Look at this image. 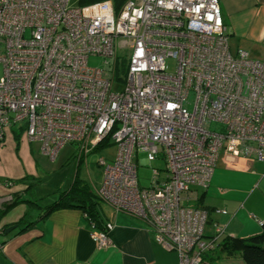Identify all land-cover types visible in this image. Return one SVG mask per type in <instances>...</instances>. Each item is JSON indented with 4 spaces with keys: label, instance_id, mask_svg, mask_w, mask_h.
Wrapping results in <instances>:
<instances>
[{
    "label": "built area",
    "instance_id": "built-area-1",
    "mask_svg": "<svg viewBox=\"0 0 264 264\" xmlns=\"http://www.w3.org/2000/svg\"><path fill=\"white\" fill-rule=\"evenodd\" d=\"M0 67V144L19 126L51 161L71 143L81 163L113 143L96 161L100 202L144 221L178 264L219 244L224 229L205 238L207 212L187 204L191 185L207 187L221 154L264 160V62L231 51L219 0H0ZM156 160L139 186L137 164ZM89 225L109 246L113 225Z\"/></svg>",
    "mask_w": 264,
    "mask_h": 264
},
{
    "label": "crops",
    "instance_id": "crops-1",
    "mask_svg": "<svg viewBox=\"0 0 264 264\" xmlns=\"http://www.w3.org/2000/svg\"><path fill=\"white\" fill-rule=\"evenodd\" d=\"M219 5L231 51L243 49L252 59L264 62V0H219ZM45 157L40 142L27 140L19 126L5 131L0 144V181L11 183L0 185V229L16 227L0 235V264H178L177 253L157 243L144 221L103 202L96 208L102 221L113 225L110 245L105 248L97 247L80 208L58 207L43 216L44 208L54 200L43 205L26 197L30 181L43 170ZM187 204L207 212L205 238L213 234L214 224L224 229L222 239L260 232L264 160L221 154L207 187L191 185ZM17 206L20 212L3 220ZM222 243L204 253L200 264H245L240 252L226 253Z\"/></svg>",
    "mask_w": 264,
    "mask_h": 264
},
{
    "label": "rangeland",
    "instance_id": "rangeland-1",
    "mask_svg": "<svg viewBox=\"0 0 264 264\" xmlns=\"http://www.w3.org/2000/svg\"><path fill=\"white\" fill-rule=\"evenodd\" d=\"M88 65L90 67L103 68L105 64L103 58L99 56H91L88 59ZM174 62L168 63V71L173 72ZM1 72V67H0ZM122 89V83L116 81L113 86V91H120ZM219 125L212 123L210 126L211 130H218ZM74 151V145L69 143L63 147L58 153L55 160H50L45 157V163H43V170L38 174L35 180L30 181L29 190L27 197L29 200L36 199L43 205L49 204L57 198L60 192L67 190L72 182L75 174L84 181H86L94 190L100 185L102 179V169L96 164L98 158H105L113 160L116 152V147L113 143L109 145H100L92 153H90L85 162L77 163L76 159L72 156ZM62 157V160L59 159ZM140 157H143L140 155ZM141 159V158H140ZM161 168L163 162L156 160L151 165L148 164H137V178L139 186L146 187L149 184L151 177L150 167ZM25 198V199H26ZM100 201V200H99ZM20 207L17 206L15 209L8 212L3 216V220H7L10 214H17L20 212ZM1 235V234H0Z\"/></svg>",
    "mask_w": 264,
    "mask_h": 264
},
{
    "label": "trees",
    "instance_id": "trees-1",
    "mask_svg": "<svg viewBox=\"0 0 264 264\" xmlns=\"http://www.w3.org/2000/svg\"><path fill=\"white\" fill-rule=\"evenodd\" d=\"M96 1L100 0H77V4L85 5ZM112 1L115 7H118L123 3L124 0ZM99 203L100 201L90 184L80 179L78 175L75 174L69 188L63 192H60L56 200L44 208L43 216H46L48 213L58 207H78L82 210V213L88 222H92L95 224L96 228L102 229L104 222L102 221L98 209L96 208ZM31 224L32 223L27 224L26 227H29ZM4 231L5 228L2 230L0 229V234H3ZM221 243L223 244L222 249L226 253L240 252L245 264H264V224H262L260 232L252 236L246 238L225 237V239H221L217 246H219Z\"/></svg>",
    "mask_w": 264,
    "mask_h": 264
},
{
    "label": "water",
    "instance_id": "water-1",
    "mask_svg": "<svg viewBox=\"0 0 264 264\" xmlns=\"http://www.w3.org/2000/svg\"><path fill=\"white\" fill-rule=\"evenodd\" d=\"M16 227V225H11L6 228L5 232L8 233L9 231L13 230Z\"/></svg>",
    "mask_w": 264,
    "mask_h": 264
}]
</instances>
